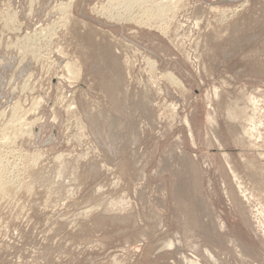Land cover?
I'll use <instances>...</instances> for the list:
<instances>
[{"label": "rangeland", "instance_id": "obj_1", "mask_svg": "<svg viewBox=\"0 0 264 264\" xmlns=\"http://www.w3.org/2000/svg\"><path fill=\"white\" fill-rule=\"evenodd\" d=\"M0 264H264V0H0Z\"/></svg>", "mask_w": 264, "mask_h": 264}, {"label": "bare ground", "instance_id": "obj_2", "mask_svg": "<svg viewBox=\"0 0 264 264\" xmlns=\"http://www.w3.org/2000/svg\"><path fill=\"white\" fill-rule=\"evenodd\" d=\"M68 66V65H67ZM69 72V71H68Z\"/></svg>", "mask_w": 264, "mask_h": 264}]
</instances>
